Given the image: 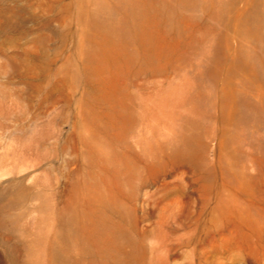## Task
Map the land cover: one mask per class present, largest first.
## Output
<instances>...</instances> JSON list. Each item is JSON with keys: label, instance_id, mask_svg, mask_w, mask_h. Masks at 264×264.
I'll return each instance as SVG.
<instances>
[{"label": "rangeland", "instance_id": "1", "mask_svg": "<svg viewBox=\"0 0 264 264\" xmlns=\"http://www.w3.org/2000/svg\"><path fill=\"white\" fill-rule=\"evenodd\" d=\"M0 264H264V0H0Z\"/></svg>", "mask_w": 264, "mask_h": 264}]
</instances>
